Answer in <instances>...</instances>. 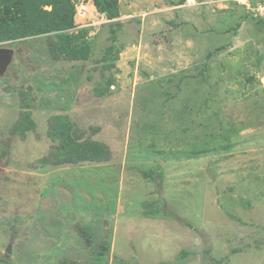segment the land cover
Listing matches in <instances>:
<instances>
[{"label":"rangeland","instance_id":"374dc122","mask_svg":"<svg viewBox=\"0 0 264 264\" xmlns=\"http://www.w3.org/2000/svg\"><path fill=\"white\" fill-rule=\"evenodd\" d=\"M76 2L90 59L54 60L46 35L0 43L15 50L0 76V264H94L83 227L109 238L107 264H264V22L234 0H120L115 26ZM21 91L26 138L11 132ZM56 114L99 127L112 159L41 166ZM157 165L161 191L144 174Z\"/></svg>","mask_w":264,"mask_h":264},{"label":"trees","instance_id":"16d2710c","mask_svg":"<svg viewBox=\"0 0 264 264\" xmlns=\"http://www.w3.org/2000/svg\"><path fill=\"white\" fill-rule=\"evenodd\" d=\"M102 14L110 20V25L121 26L120 0H93ZM183 3V2H180ZM76 0H0V43L16 41L32 36L46 35L51 57L56 60L80 61L88 60L93 54L94 46L90 38V26L77 28ZM261 20V19H260ZM263 21V20H262ZM264 22V21H263ZM116 51L112 58L114 63L120 56ZM108 84L105 89H109ZM22 111L19 120L12 127V134L26 138L27 133L36 131L37 122L33 116L32 103L27 93L21 91ZM100 128H93V134ZM88 131L82 130L66 114H56L49 119L48 136L53 141L51 150L39 159L41 166L78 165L85 162H107L112 159V150L107 143L94 138ZM159 185L164 177L161 165L145 170ZM164 203V198L161 197ZM148 215V213L146 212ZM88 246L94 249V264H107L111 243L109 238L94 245L93 234L85 227L80 229ZM186 251L182 250L179 260L184 259ZM161 264H178L163 261Z\"/></svg>","mask_w":264,"mask_h":264},{"label":"built area","instance_id":"2783aa9c","mask_svg":"<svg viewBox=\"0 0 264 264\" xmlns=\"http://www.w3.org/2000/svg\"><path fill=\"white\" fill-rule=\"evenodd\" d=\"M191 2V0H187ZM239 5L243 6L254 16L255 18L264 21V0H234Z\"/></svg>","mask_w":264,"mask_h":264},{"label":"water","instance_id":"95a60500","mask_svg":"<svg viewBox=\"0 0 264 264\" xmlns=\"http://www.w3.org/2000/svg\"><path fill=\"white\" fill-rule=\"evenodd\" d=\"M15 50L11 47L0 46V76L4 77L14 60ZM11 251V250H10Z\"/></svg>","mask_w":264,"mask_h":264}]
</instances>
